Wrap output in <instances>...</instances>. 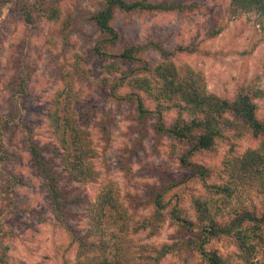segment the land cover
I'll list each match as a JSON object with an SVG mask.
<instances>
[{
  "label": "rangeland",
  "instance_id": "1",
  "mask_svg": "<svg viewBox=\"0 0 264 264\" xmlns=\"http://www.w3.org/2000/svg\"><path fill=\"white\" fill-rule=\"evenodd\" d=\"M148 1L176 9L116 11L118 39L108 43L93 19L105 0H0V120H12L0 161L7 264H208L200 248L224 264H264V173L241 164L251 151L264 155V136L227 113L214 145L194 152L158 130L193 116L152 72L173 65L176 82L192 79L229 102L247 96L264 121V18L232 0ZM136 47L148 71L114 56ZM138 98L159 123L139 118ZM103 195L112 198L104 208ZM245 212L256 221L241 224ZM211 224L215 236L196 229Z\"/></svg>",
  "mask_w": 264,
  "mask_h": 264
},
{
  "label": "trees",
  "instance_id": "2",
  "mask_svg": "<svg viewBox=\"0 0 264 264\" xmlns=\"http://www.w3.org/2000/svg\"><path fill=\"white\" fill-rule=\"evenodd\" d=\"M232 3L240 8L241 10L251 11L255 10L261 17L264 18V0H232ZM21 10L19 13L22 14L24 21L27 24L32 23L31 13L28 10V6L25 5V2H22ZM176 9L173 3L167 4H155L152 2L146 1H133L128 2L126 0H105L104 8L96 14L93 19L97 28L100 30L102 35L107 36L108 43L116 42L118 39V34L116 33L115 29L113 28L111 21L113 20L114 13L116 11H121L124 13H131V12H164V11H172ZM158 49L164 61H168L171 57L170 54L166 53L164 50L162 51L161 48ZM94 52L96 55L101 57H109V54L103 50L101 46H96L94 48ZM141 52V49L138 47L136 48H128L123 50L118 55H114L116 58L120 59L121 62L125 64H132L135 62L141 63V60L138 58V54ZM139 70L148 71L149 69L146 67V64L141 63ZM154 74H159L162 77L161 82L165 85H161L160 88L166 91V97H173L172 95H180L181 102L185 104L187 107L189 114L193 116L189 120H181L177 121L174 125L169 128H163L162 126H158V130L160 132H166L172 137L178 140H185L189 141L193 145V151L209 149L211 146L214 145L215 140L221 136V128L223 122H221V118L225 114H232L240 118L247 128L253 133L254 136H264V121H259L255 117V106L251 103L250 99L247 96L238 95L236 96L231 102L226 100H220L213 95H208L205 91L198 87L194 80L190 79L188 83L183 81L176 82L175 76L177 75L176 69L173 65H160L156 67ZM158 75V76H159ZM126 76L121 78V83L126 82ZM171 77V78H169ZM137 81L140 83L147 84L149 81L146 78H139ZM159 83V82H158ZM119 84V83H118ZM116 85L113 88L115 91ZM22 92H24V86ZM132 99L134 97L132 96ZM137 112L139 118H147V117H155L157 119V123H159L162 119L158 112H153L144 108V105L141 99H137ZM12 120L8 119H1L0 120V161H3L6 156V151L4 148L3 142V134L6 132V128L12 124ZM30 155L36 161H40V156L37 152L35 147H30ZM182 163H185V159H182ZM242 169L244 172L249 174L255 173H264V155L260 154L258 151H251L248 154L244 155L242 160ZM192 166V165H191ZM7 195V194H6ZM10 198L11 204L14 206V201L12 197V192L8 194ZM107 195L102 196V201L100 205L102 208L106 207V205L111 204L112 198H106ZM54 203L56 208L60 207L59 202V193L55 192L53 194ZM240 223L249 222V221H256L254 215L250 212H245L240 215ZM173 219L176 220L182 227L184 228H193V222L182 219L179 216H175L173 214ZM212 225V224H211ZM196 229L203 233H208V235H217L218 229L216 226H210L209 229L207 226H196ZM2 233V237H8V231L0 230ZM8 233V236H7ZM209 236L201 240L199 245L201 246L203 243L207 242ZM85 244L80 243L81 247H84ZM201 256L206 260L208 264H224L223 261L216 255L207 253L200 248ZM8 247L2 246L0 250V264H7L8 263ZM100 264H112L107 260H104Z\"/></svg>",
  "mask_w": 264,
  "mask_h": 264
}]
</instances>
